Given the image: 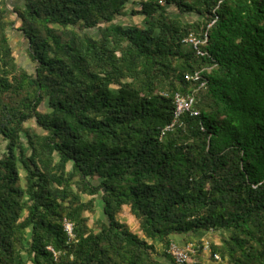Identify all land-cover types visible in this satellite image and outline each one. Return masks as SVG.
<instances>
[{
  "label": "trees",
  "instance_id": "obj_1",
  "mask_svg": "<svg viewBox=\"0 0 264 264\" xmlns=\"http://www.w3.org/2000/svg\"><path fill=\"white\" fill-rule=\"evenodd\" d=\"M129 14L141 22H116ZM176 92L199 115L175 121ZM3 144L0 264H178L175 234L217 230L211 262L202 238L186 264H264V0L5 2Z\"/></svg>",
  "mask_w": 264,
  "mask_h": 264
},
{
  "label": "rangeland",
  "instance_id": "obj_2",
  "mask_svg": "<svg viewBox=\"0 0 264 264\" xmlns=\"http://www.w3.org/2000/svg\"><path fill=\"white\" fill-rule=\"evenodd\" d=\"M18 1L19 0H0V6H2L5 2H7L9 5H12ZM132 5L133 4L131 3L128 6V11H131ZM170 10L173 12V15L180 17L184 21H192L198 17L196 14H193V13L181 14L178 12V10L175 7H170ZM116 22H119V23H122L125 25H129V24H133L136 22H141V17L133 16V15L129 14V15L124 16V17H118ZM91 32L94 34L98 33L97 29H94ZM10 36H11V43H12V46L14 48V52L17 56L18 61L22 65H24L25 67L32 69L33 64H32L30 57L27 53V41L25 40L24 36L22 35V33L20 31H17L16 29H11ZM189 47H192V46L190 45ZM4 150H5V144L0 146V155L2 154V152ZM87 198H89V196L85 195V199H87ZM87 214H89L91 217V220H90L91 226L96 227L95 220L98 217L103 215L102 207L99 204V202H98V206H97L96 211L94 213H87ZM119 219L122 220L123 222H125L132 230L140 232L139 222L136 219V217L131 213L129 206L124 207L122 212L119 214ZM222 235H223V232L217 230V231H212L210 233H206L203 236V238L205 240L209 241L210 243H212V242L220 243ZM198 240H199V238L196 239V243ZM157 246H158L159 250H161V251L164 250V247L161 243H158ZM203 257L208 262H211V260L209 258L210 257L209 252L205 251L203 254ZM159 259L164 264H174V263H171V261L168 260L167 258H165L164 256H159Z\"/></svg>",
  "mask_w": 264,
  "mask_h": 264
},
{
  "label": "built area",
  "instance_id": "obj_3",
  "mask_svg": "<svg viewBox=\"0 0 264 264\" xmlns=\"http://www.w3.org/2000/svg\"><path fill=\"white\" fill-rule=\"evenodd\" d=\"M190 40L192 41V39ZM193 42L195 46L198 47L199 41H193ZM199 52L203 53L201 51ZM200 77H201L200 72H195L194 74L189 75L188 79L199 80ZM203 85H205L204 81L202 82L201 86ZM173 99L176 106L175 121L186 111H189L192 115H199L200 110L194 108V104L196 103V96L194 95V93L183 95L180 92H176L173 96ZM173 125L174 123L170 125L168 128H170ZM64 227L68 236L70 238H73L75 235L73 222H71L68 219H65ZM48 248L54 252L56 258L59 256V252H57L53 246H48ZM205 251L206 252L211 251V243L209 241L205 242ZM168 252L173 256V258L176 260L178 264H186L192 261L193 257L191 253L193 254L196 253V249L194 248V244L192 243L187 245H180L177 242H172L168 248ZM214 257L217 260L221 259L219 253H215Z\"/></svg>",
  "mask_w": 264,
  "mask_h": 264
},
{
  "label": "crops",
  "instance_id": "obj_4",
  "mask_svg": "<svg viewBox=\"0 0 264 264\" xmlns=\"http://www.w3.org/2000/svg\"><path fill=\"white\" fill-rule=\"evenodd\" d=\"M205 234L201 235V234H189V235H180V234H175L172 238L173 241L177 242L180 245H186L187 244V240H189L190 242L194 243L196 242V239H202L203 236Z\"/></svg>",
  "mask_w": 264,
  "mask_h": 264
}]
</instances>
